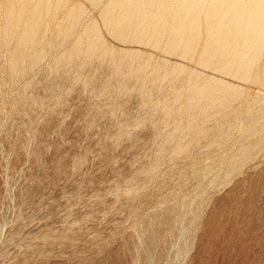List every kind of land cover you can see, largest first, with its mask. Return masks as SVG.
I'll list each match as a JSON object with an SVG mask.
<instances>
[{
  "label": "rangeland",
  "instance_id": "374dc122",
  "mask_svg": "<svg viewBox=\"0 0 264 264\" xmlns=\"http://www.w3.org/2000/svg\"><path fill=\"white\" fill-rule=\"evenodd\" d=\"M150 1L0 0V264H264V0Z\"/></svg>",
  "mask_w": 264,
  "mask_h": 264
},
{
  "label": "bare ground",
  "instance_id": "6f19581e",
  "mask_svg": "<svg viewBox=\"0 0 264 264\" xmlns=\"http://www.w3.org/2000/svg\"><path fill=\"white\" fill-rule=\"evenodd\" d=\"M141 1V3H140V5H141V9H143V7L145 8V7H148L149 8V10H150V8L152 7V5L153 4H150L152 1H150V0H140ZM150 1V2H149ZM191 1V0H190ZM200 1V0H199ZM231 1V0H230ZM234 1V0H233ZM240 1V0H239ZM135 2V1H134ZM164 2V1H163ZM166 2V1H165ZM170 2V1H169ZM247 2H249V1H247ZM252 2V1H251ZM254 2V1H253ZM117 3V2H116ZM193 4H194V2H192ZM205 3H207V2H205ZM235 3V2H234ZM115 4V3H114ZM236 4V3H235ZM242 4V3H241ZM244 4V3H243ZM246 4V3H245ZM249 4V3H248ZM257 4V3H256ZM110 5H112V3L110 4ZM218 5V4H217ZM238 5H239V3H238ZM254 5H255V3H254ZM118 6V5H117ZM123 7H126V5H122ZM129 6V5H128ZM237 6V5H236ZM235 6V7H236ZM164 7V6H163ZM215 7H219V5L218 6H215ZM240 7V6H239ZM254 7V6H253ZM258 7V6H257ZM113 8V7H112ZM148 8H146V9H148ZM160 8V7H159ZM222 8V7H221ZM232 8H234V7H232ZM248 8H250V6L248 7ZM118 10H120V8H117ZM130 9V8H129ZM133 9V8H132ZM135 9V8H134ZM139 9V8H138ZM137 9V10H138ZM161 9H162V7H161ZM214 9H217V8H214ZM229 9H231V8H229ZM240 10H243V9H241V8H239ZM252 9V8H251ZM157 10H159V9H157ZM196 11H197V9H195ZM248 10V9H247ZM258 10V9H257ZM259 10H260V8H259ZM123 11V10H122ZM147 11V10H146ZM152 11V10H151ZM160 11L161 10H159L158 11V14L160 13ZM214 11H216V10H214ZM230 11V10H229ZM228 11V12H229ZM239 11V10H238ZM261 11V10H260ZM120 11H117V13H119ZM123 12H125V11H123ZM145 12V11H144ZM161 12H163V11H161ZM135 13V12H134ZM133 13V14H134ZM137 13V12H136ZM244 13V12H243ZM247 13V12H246ZM127 14H132V12L130 13V12H128ZM139 14V13H138ZM146 14V13H145ZM148 14H150V13H148ZM228 14V13H227ZM239 14V13H238ZM248 14V13H247ZM256 14V13H255ZM142 15V14H141ZM155 15H157L156 13H155ZM244 15H245V13H244ZM258 15V14H257ZM132 17H133V15H131ZM138 15L136 14V17H137ZM157 16H159V15H157ZM160 16H161V14H160ZM125 17H128V16H125ZM221 17V16H220ZM242 17V16H241ZM244 17V16H243ZM261 17V16H260ZM19 18V17H18ZM128 18H130V17H128ZM141 18V17H140ZM158 18H160V17H158ZM127 18H125V20H126ZM137 19H138V17H137ZM234 19V18H233ZM244 19V18H243ZM260 19V18H259ZM115 20V19H114ZM228 20V19H227ZM230 20V19H229ZM110 21V20H109ZM118 21H120V20H118ZM132 21V20H131ZM254 21H257V19H254ZM134 22V21H133ZM179 22V21H178ZM212 22V21H211ZM218 22H220V21H218ZM251 22V21H250ZM109 23V22H108ZM177 23V22H176ZM207 23V22H206ZM225 23V22H224ZM227 23V22H226ZM229 23V22H228ZM239 23V22H238ZM112 24V23H111ZM178 24H180V23H178ZM211 24H214V23H211ZM219 24H221V23H219ZM255 24V23H254ZM257 24V23H256ZM263 24V23H262ZM110 25V24H109ZM173 26H174V23L172 24ZM172 25H170V26H172ZM238 25V24H237ZM248 25V24H247ZM253 25V24H252ZM32 26V25H31ZM172 26V27H173ZM178 26V25H177ZM176 25H175V27H177ZM185 26V25H184ZM189 26V25H188ZM216 26H218L217 24H216ZM216 26H214L215 28H216ZM233 26V25H232ZM235 26V25H234ZM250 26V25H249ZM193 27V26H192ZM209 27V26H208ZM245 27H247V26H244V29H245ZM180 28V27H179ZM188 28H190V27H188ZM212 28V27H211ZM236 28V27H235ZM240 28V27H239ZM250 28V27H249ZM94 29V28H93ZM172 29H174V28H172ZM178 29V28H177ZM191 29V28H190ZM236 29H238V28H236ZM253 29V28H252ZM226 30H229V29H226ZM234 30V29H233ZM242 30V29H241ZM218 32L220 31V30H217ZM236 31V30H235ZM251 31V30H250ZM90 32V31H89ZM192 32V31H191ZM234 32V31H233ZM240 32V31H239ZM262 32V31H261ZM243 33V32H242ZM244 33H246V34H248L247 32H244ZM90 33H88L87 35H89ZM187 34V33H186ZM216 34V33H215ZM214 33H213V35H215ZM226 34V33H225ZM230 34V33H229ZM176 36V35H175ZM192 36H195V35H192ZM222 36V35H221ZM225 36H227V38H229L228 37V35H225ZM235 36V35H234ZM237 36V35H236ZM177 37V36H176ZM240 37H242L243 38V36L241 35ZM182 38V37H181ZM214 38H216V37H214ZM225 37H222V38H219L220 40L221 39H224ZM227 38H226V40H227ZM85 39V38H84ZM238 39V38H237ZM240 39V38H239ZM246 39V38H245ZM87 40V39H86ZM89 40V39H88ZM173 40V39H172ZM219 40V41H220ZM236 40V39H235ZM235 40H233V41H235ZM79 41V40H78ZM179 41V40H178ZM215 41V40H214ZM228 41V40H227ZM242 41V40H241ZM245 41H247V40H245ZM81 42V41H80ZM85 42V41H84ZM87 42V41H86ZM90 42V41H89ZM240 42V41H239ZM77 43H79V42H77ZM81 43H83V41L81 42ZM216 43V42H215ZM219 43V42H218ZM228 43H232V42H229L228 41ZM250 43H252V42H250ZM255 43V42H254ZM84 44V43H83ZM86 44V43H85ZM91 44H93L92 42H91ZM225 44H227V42L225 41ZM237 44H238V42H237ZM249 44V43H248ZM79 45H81V44H79ZM87 45H90V44H87ZM187 45V44H186ZM228 45V44H227ZM80 47H82V46H80ZM89 47L90 46H88V48L87 49H89ZM221 47V46H220ZM224 47H226V46H224ZM75 48H77V45L75 44ZM75 48H73V49H75ZM86 48V47H85ZM222 49H223V47H221ZM77 49H80V48H77ZM77 49H75V50H77ZM227 49V48H226ZM202 93V92H201ZM210 93H212V92H210ZM207 96V95H206ZM211 98V97H210ZM190 99V98H189ZM207 100H209V99H207Z\"/></svg>",
  "mask_w": 264,
  "mask_h": 264
}]
</instances>
